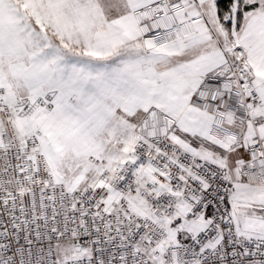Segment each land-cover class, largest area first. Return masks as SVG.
<instances>
[{
	"label": "snow or ice",
	"instance_id": "1",
	"mask_svg": "<svg viewBox=\"0 0 264 264\" xmlns=\"http://www.w3.org/2000/svg\"><path fill=\"white\" fill-rule=\"evenodd\" d=\"M0 264H264V0H0Z\"/></svg>",
	"mask_w": 264,
	"mask_h": 264
}]
</instances>
